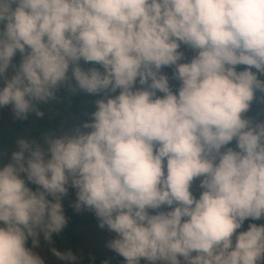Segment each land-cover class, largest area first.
Returning <instances> with one entry per match:
<instances>
[{"label":"clouds","instance_id":"clouds-1","mask_svg":"<svg viewBox=\"0 0 264 264\" xmlns=\"http://www.w3.org/2000/svg\"><path fill=\"white\" fill-rule=\"evenodd\" d=\"M261 77L264 0H0V107L104 96L91 131L21 139L0 167V264H45L26 245L66 227L69 186L127 264H264V224L238 231L264 219V121L247 117Z\"/></svg>","mask_w":264,"mask_h":264},{"label":"rangeland","instance_id":"rangeland-1","mask_svg":"<svg viewBox=\"0 0 264 264\" xmlns=\"http://www.w3.org/2000/svg\"><path fill=\"white\" fill-rule=\"evenodd\" d=\"M185 51L186 56L190 59L193 55L192 52L188 51L186 48H182ZM22 56L18 59L15 64L19 66L21 63ZM82 63V61H81ZM96 67H99L97 65ZM102 70V69H101ZM164 72L169 76L172 75L171 68H165ZM14 69H11L7 76L11 78L14 75ZM170 85L175 90L179 87V83L174 80H170ZM3 79L0 80V87H3ZM68 89L66 87H61L57 92V98L50 102V105L43 113L41 120H53L58 115L66 114L63 119L58 123L55 132H48L43 134L37 141L36 144L46 147L45 137L56 136L62 137L64 135L74 134L77 128H81L82 131H91L90 129H83L82 126L85 123L92 122V113H94L96 108V101L103 99V94L101 95H90L82 91L76 92V98L74 96L69 97ZM119 94L118 92L116 93ZM163 95V94H158ZM69 105L72 106L69 109ZM247 117L253 119L254 122L264 121V103H260L259 100L252 104L251 110L247 113ZM13 111L11 106L0 107V137L6 138L5 145V161L2 166L10 162L11 155L14 151L18 150V141L23 139L32 142V134L38 129V124L26 127L21 136L12 131L13 124ZM19 137V138H18ZM15 139V140H14ZM166 163V162H165ZM166 171V169H165ZM32 190H36L37 186L28 184ZM196 198H199L203 189L199 187V180L194 181L192 188L190 189ZM77 201L76 189L69 186V193L63 198L62 204L64 207V214L71 209L73 204ZM150 214H157L156 212L150 210ZM91 219V221H90ZM264 221V219H261ZM100 221L96 217L94 212H86L83 217L77 215L76 221L68 228L63 230L61 233L57 234L52 238V243L49 244L47 241H40L38 247H33L32 240L29 239L27 242V247L33 252L41 256L45 264H49V261H53L57 264H67L69 262L60 261L52 254L51 249H56L62 253L71 252L76 258L71 264H89L88 262L83 263L82 261H87L88 258L97 257L101 255H109L113 250L107 247L108 243L117 238V234L110 231L107 227L101 228ZM243 229L248 230L249 225L244 224ZM43 237L41 234L40 238ZM195 255V253H193ZM140 264H152L145 259H141ZM155 264H157L155 262Z\"/></svg>","mask_w":264,"mask_h":264},{"label":"trees","instance_id":"trees-1","mask_svg":"<svg viewBox=\"0 0 264 264\" xmlns=\"http://www.w3.org/2000/svg\"><path fill=\"white\" fill-rule=\"evenodd\" d=\"M21 54L18 52L16 57H14L13 59V64H16L18 62V59H20ZM81 66L84 67L85 69L93 67V66H97V65H92V64H85L83 61L81 63ZM244 67L246 66H240V70H242ZM12 68H9V71ZM8 71V72H9ZM255 71V70H254ZM69 75H71V73H69ZM2 78H0L1 80ZM261 79H264V77H261ZM75 82L73 81V84ZM68 95L69 97L74 96V98H76V95H74L75 93L71 92L68 90ZM49 101L48 103H38L36 105V107L38 108V110L42 113L45 112V110L48 108V106L50 105ZM72 106L69 105V109H71ZM66 114H62V115H58L55 119L53 120H41L42 116H37L35 112L29 113L27 119H17L13 113V124H12V131L16 132L17 135H19V137L21 136L22 131L26 128L29 127L31 125H33L34 123L38 124V129L32 134V142H35L44 134H47L48 132H55L56 128L58 126V123L61 119H63V117ZM18 137V138H19ZM15 140V139H14ZM31 142V143H32ZM5 145H6V138L5 137H0V167H2V165L4 164L5 161ZM230 147H235V142H233L232 145H229ZM26 179V177H24ZM35 191V190H33ZM195 196V195H194ZM171 209L168 208H163L161 209V211H169ZM86 212H91L87 209H84L80 212H77L73 207L71 209H69L65 216L68 220V223L66 225V227L63 229L65 230L66 228L70 227L77 219V215L79 217H83L85 215ZM91 221V219H90ZM251 223H256L258 225L264 224V221L259 220V221H252V220H248L245 222V224H251ZM238 231H246V229H240ZM57 234H53L54 238ZM40 241L44 242L46 240H44V238H39ZM181 260V264H183V257H180ZM83 263L88 262L89 264H127V261L125 260L124 257H122L121 255H119L118 253H116L115 251H112L109 255H101V256H97V257H91L88 258L87 261H82ZM157 264H164L163 261H157ZM49 264H57L54 263L52 260L49 261ZM69 264V263H67Z\"/></svg>","mask_w":264,"mask_h":264}]
</instances>
